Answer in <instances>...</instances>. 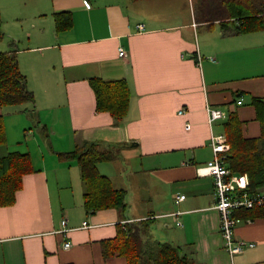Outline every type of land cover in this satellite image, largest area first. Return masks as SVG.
Wrapping results in <instances>:
<instances>
[{
    "label": "crops",
    "instance_id": "crops-1",
    "mask_svg": "<svg viewBox=\"0 0 264 264\" xmlns=\"http://www.w3.org/2000/svg\"><path fill=\"white\" fill-rule=\"evenodd\" d=\"M190 1L185 18L184 0L174 12L161 10L174 0H0V52H16L35 99L0 103V159L26 154L33 168L14 204L0 207V264H127L110 243L141 221L195 264H264V208L241 217L235 240L253 247L231 255L214 179L199 172L214 157L211 138L226 135L209 107L236 114L245 138L261 137L251 97L264 98V27L231 34L232 24L200 23ZM59 14L72 17L69 30L57 31ZM94 79L126 81L123 120L97 111ZM92 143L115 153L98 170L126 191L124 211L85 208L79 164L63 154Z\"/></svg>",
    "mask_w": 264,
    "mask_h": 264
},
{
    "label": "trees",
    "instance_id": "trees-1",
    "mask_svg": "<svg viewBox=\"0 0 264 264\" xmlns=\"http://www.w3.org/2000/svg\"><path fill=\"white\" fill-rule=\"evenodd\" d=\"M195 12L200 23L220 21L232 24L231 34L248 33L264 27V0H199ZM72 24L70 15H58V32L69 30ZM3 38L0 17V41ZM91 84L97 98V111L108 112L117 121L123 120L129 112L131 102V92L126 81L94 79ZM34 101V96L28 89L27 78L19 68L16 52H0L1 105L19 106ZM251 104L261 125V137L245 138L242 122L236 114L227 117L224 131L231 146L227 164L235 173L246 174L251 190L258 191L264 188V98L251 97ZM5 142V124L0 116V145ZM101 146L99 143H92L85 149L63 156L68 160L75 159L79 164L87 212L94 213L103 209L124 211L127 209L126 191L116 189L111 179L98 170V165L112 161L115 153L112 149ZM32 169L31 159L26 154L10 153L0 159V207L14 204L16 193L22 187L23 176ZM256 209L261 208L243 210L237 216L253 218ZM151 224L147 221L127 223L110 243V254L118 253L126 259L127 264H195L179 247L154 240Z\"/></svg>",
    "mask_w": 264,
    "mask_h": 264
},
{
    "label": "built area",
    "instance_id": "built-area-1",
    "mask_svg": "<svg viewBox=\"0 0 264 264\" xmlns=\"http://www.w3.org/2000/svg\"><path fill=\"white\" fill-rule=\"evenodd\" d=\"M140 31L144 30L139 25ZM124 49L119 50V56H125ZM200 60V57H197ZM238 105L243 104L239 99ZM210 122L225 120L227 115L219 109L208 108ZM190 129V125H187ZM211 147L214 153L213 159L207 165L199 169L202 175L211 176L215 187V209L220 214V233L223 238L224 247L231 255L241 254L246 248H252V244L235 240V228L242 222L237 213L243 210L264 208V194L252 191L249 177L246 174L235 173L227 164L230 156L231 146L225 134L215 135L211 138ZM185 196L179 197L183 201ZM249 220V219H248ZM61 233L67 232V221L63 220ZM70 243L65 244V249L70 248Z\"/></svg>",
    "mask_w": 264,
    "mask_h": 264
},
{
    "label": "rangeland",
    "instance_id": "rangeland-1",
    "mask_svg": "<svg viewBox=\"0 0 264 264\" xmlns=\"http://www.w3.org/2000/svg\"><path fill=\"white\" fill-rule=\"evenodd\" d=\"M175 2H172L171 4L170 3H168V2H164V4L162 5V7H161V10H164V11H177V6H181L180 8H181V11H184L185 9L183 8V6H184V4L183 3H181L180 1L181 0H174ZM178 2H180V3H178ZM174 3V4H173ZM184 3H185V6L187 7L186 8V12L183 14V17H188V13H189V11L191 10V1L190 0H184ZM33 130H35V129H33ZM66 160V159H65ZM68 160V159H67Z\"/></svg>",
    "mask_w": 264,
    "mask_h": 264
}]
</instances>
